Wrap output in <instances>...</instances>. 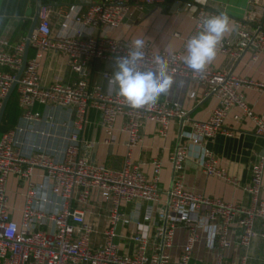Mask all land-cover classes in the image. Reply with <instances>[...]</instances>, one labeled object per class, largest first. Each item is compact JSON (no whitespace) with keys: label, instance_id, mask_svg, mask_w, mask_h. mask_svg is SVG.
<instances>
[{"label":"built area","instance_id":"2783aa9c","mask_svg":"<svg viewBox=\"0 0 264 264\" xmlns=\"http://www.w3.org/2000/svg\"><path fill=\"white\" fill-rule=\"evenodd\" d=\"M82 1L76 0L69 6L43 4L30 40L36 54L27 61L16 85L18 103L27 122L40 119V112L35 111L36 105L75 110V129L63 160L57 161L46 152L24 156L15 140L16 133L22 128L10 129L0 136V264H191L194 248L200 240V229L208 232L210 246L218 251L235 243L229 236L235 225L241 230L237 243L243 248L248 249L256 237L264 239V159L253 165L251 183L245 187L252 197L250 206L188 190L184 184L185 163L189 157L186 144H179L172 154V182L168 189H163L160 185L162 161L152 162L154 177L149 180L144 170L132 162L131 150L142 142L141 130L146 122L157 123L159 134L166 136L171 121L185 122L187 111L178 102L159 101L150 107L134 109L117 92L90 86L87 81V67L93 59L116 62L128 54L132 42L113 39L110 33L132 14L133 8L143 11L147 6H161L169 0H91L86 8ZM172 1L181 4L194 20L195 34L201 30L203 18L219 15L226 9L225 4L216 5L211 0ZM53 17L61 21L59 29L53 28ZM235 29V45L222 42L218 52L238 60L251 50L253 59H259L264 53V16L248 13L245 18L235 21ZM26 39L9 51L6 49L9 41L0 38V110L17 79V71L21 69ZM49 51L66 55L69 68L80 76L78 80L44 85L39 70L44 53ZM143 52L141 69L153 67V59L163 56L168 59L174 77L204 85L207 95L217 99L218 104L207 120L193 122L192 132L187 137L194 145L200 146L223 132L226 120L235 108L240 110L235 121L251 120L256 134L264 137V117L255 113L245 96L248 89L264 91V82L239 77L230 69L218 70L210 65L202 73H193L180 53H158L148 43L144 44ZM105 77L110 78V74L105 73ZM92 108L100 111L102 125L111 139L117 118H126L123 130L128 135L129 154L121 169L94 163L79 155L78 136ZM200 165L209 176L239 184V178L220 168L216 156L206 148H202ZM36 169L44 172L45 184L32 181ZM10 177L28 183L21 223L14 220L10 212ZM46 190L51 196L43 193ZM95 192L111 204L108 224L102 231L86 219L84 211L70 207L74 199L88 203ZM54 197L60 199L59 204L54 203ZM138 200L159 204L158 225L153 238L141 233L132 237L135 242L133 254L121 253L115 241L117 225L129 221L121 208L123 204ZM41 204L47 208H41ZM54 206L57 208L52 209ZM259 223L263 225L259 227ZM181 226L187 228L189 234L181 255L174 258L168 250ZM100 234L104 241L96 244L94 239ZM214 264L229 263L219 253ZM240 264H251L249 257L244 256Z\"/></svg>","mask_w":264,"mask_h":264},{"label":"crops","instance_id":"0c3cea01","mask_svg":"<svg viewBox=\"0 0 264 264\" xmlns=\"http://www.w3.org/2000/svg\"><path fill=\"white\" fill-rule=\"evenodd\" d=\"M211 1L216 5L225 4L226 9L223 13L227 14L231 20L232 31L225 36L223 43L231 42L235 45L236 20L245 18L248 13L264 16V0ZM75 2L76 0H43V4L56 3L64 6ZM90 2L91 0H84L81 3L86 8ZM36 11L37 0H0V38L9 41V47L6 49L12 51L16 44L28 36ZM60 24L61 21L58 18H52L54 29H59ZM194 34V20L186 14L181 4L169 0L161 6H147L143 11L133 8L132 14L111 32L110 36L113 39L128 42L142 39L144 44H150L158 53H180L183 57L186 54L185 45ZM35 54L36 50L30 45L28 60ZM115 64L116 62L111 60L93 59L87 67L89 85L117 92L115 84L111 83ZM209 65L218 70L230 69L239 77L264 82V53L259 59L254 60L252 51L248 50L240 59L233 60L228 55L218 52L215 60ZM6 70L12 72L9 69ZM39 73L44 85L56 81L73 83L80 77L69 68L66 55L52 51L44 53ZM105 73H109L110 78H106ZM192 93H195L194 96ZM245 96L255 113L264 117V91L248 89L245 91ZM158 101L180 103L188 113L187 118L185 122L173 119L166 136L159 134L160 126L157 123L146 122L141 130L142 142L131 150L132 162L139 165L147 178L152 180L154 177L152 162L162 161L160 185L163 189H168L173 176L171 156L179 144H186L189 147V157L185 163L184 184L188 190L225 202L250 206L252 197L245 187L251 183L253 165L264 159V137L256 134L254 123L251 120L235 121V115L240 113V110L235 108L230 112L223 132L208 139L200 146L194 145L187 137L192 132V124L195 121L207 120L218 104L217 99L207 95L204 85L193 80L175 77L172 89L162 95ZM35 111L41 114L39 120L27 122L23 119V110L19 106L15 88L4 113V116L8 115L7 129L22 128V131L16 133L15 140L24 156L46 152L57 161H62L64 151L70 143V136L75 129V110L54 105H36ZM125 123V117L117 118L111 139L102 125L100 111L95 108L90 109L86 123L78 136L79 155L87 157L94 163L104 164L114 169L123 168L129 154V139L123 130ZM202 148L213 152L218 160V166L225 168L229 175L238 177L239 184H229L218 177L207 175L200 165ZM43 174L42 170L36 169L32 181L36 184H45ZM27 189L28 183L21 182L15 177L9 178L10 212L12 218L19 223L22 221V209L26 203ZM43 193L51 196L48 190ZM262 198H264V187ZM59 202L60 199L54 197V203L59 204ZM110 206L111 204L102 200L96 192L88 203H80L74 199L70 205L72 210L84 211L86 219L100 231L104 230L108 224ZM40 207L47 208L44 204ZM51 208L56 209L57 206ZM158 210L159 204L140 200L122 205L121 211L125 219L129 221L128 223L119 222L117 225L115 241L121 253L133 254L135 252V242L132 237L137 233L153 238L158 225ZM148 216L150 218L146 220ZM262 225V223L258 224L259 227ZM240 233L239 227L232 226L229 236L235 243L230 248L218 251L210 246L208 232L200 229V240L194 248L191 264H214L219 253L229 264H240L246 255L251 264L264 262V239L256 237L251 246L246 249L237 243ZM188 234V229L183 226L176 230L173 246L168 250L174 258L181 255ZM94 240L96 244H101L104 237L100 234Z\"/></svg>","mask_w":264,"mask_h":264},{"label":"clouds","instance_id":"9594fccd","mask_svg":"<svg viewBox=\"0 0 264 264\" xmlns=\"http://www.w3.org/2000/svg\"><path fill=\"white\" fill-rule=\"evenodd\" d=\"M231 31V20L225 13L203 18L201 30L185 45L183 62L193 73L204 72L217 57L219 46ZM143 48L144 40L135 39L132 42L128 54L116 60L111 81L117 88V95L134 109L154 105L175 83L168 59L163 56L153 59V67L141 69Z\"/></svg>","mask_w":264,"mask_h":264},{"label":"water","instance_id":"95a60500","mask_svg":"<svg viewBox=\"0 0 264 264\" xmlns=\"http://www.w3.org/2000/svg\"><path fill=\"white\" fill-rule=\"evenodd\" d=\"M42 6H43V0H37V11H36L35 18L32 21L31 27L29 29L28 36L26 37L27 38L26 39V49H25V54H24V57H23V63H22L21 69H20V71H19V73L17 75V79L14 82L10 92L8 93L6 98L4 99L2 108L0 110V126H1V121L3 119V116H4V113H5L9 98H10L12 92L14 91V89L16 88V85H17L22 73L25 70V67H26V64H27V61H28V54H29V49H30V40H31L33 32H34V30L36 28V25L38 23V19H39V15H40V11H41Z\"/></svg>","mask_w":264,"mask_h":264},{"label":"trees","instance_id":"16d2710c","mask_svg":"<svg viewBox=\"0 0 264 264\" xmlns=\"http://www.w3.org/2000/svg\"><path fill=\"white\" fill-rule=\"evenodd\" d=\"M7 118H8V115L5 114L4 118H3V121H2V124H1V127H0V136L5 133L8 129V126L6 124L7 122Z\"/></svg>","mask_w":264,"mask_h":264}]
</instances>
